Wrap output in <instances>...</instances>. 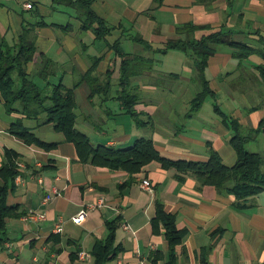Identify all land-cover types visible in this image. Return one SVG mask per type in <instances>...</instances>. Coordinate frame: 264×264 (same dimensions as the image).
Listing matches in <instances>:
<instances>
[{
  "label": "crops",
  "instance_id": "1",
  "mask_svg": "<svg viewBox=\"0 0 264 264\" xmlns=\"http://www.w3.org/2000/svg\"><path fill=\"white\" fill-rule=\"evenodd\" d=\"M202 1L97 0L93 10L116 28L108 38L110 44L122 36L120 28H123L153 47L162 48L168 40L178 38L179 26L192 23L212 30L226 26L241 32L236 39L264 49L258 41L264 40V0H235L232 7L228 0H215L210 6ZM28 3L33 4V10L26 9ZM74 16L73 8L55 4L54 0H0V41L14 44L24 25L45 20L49 26L37 27L35 31L37 57L44 54L53 60L59 71L56 81L63 79L64 84L68 78H77L74 84L80 82L93 60L105 55L96 75L107 81V74L112 72V91L92 97L87 83L76 91L77 129L90 137L94 147L124 149L145 137L153 140L156 149L168 159L205 162L214 150L226 166L232 167L237 162V153L231 145L233 132L220 112L244 127L263 130L264 82L258 70L264 64L261 55L243 62L233 58L229 51L212 56L206 70L212 95L192 114L191 102L199 93L194 95V64L179 51L157 54L156 71L161 74L158 79L164 83L163 87L152 85L149 77L133 80L141 99L136 112L148 123L138 127L115 100L120 72L116 52L108 49L104 41H95L92 32L80 31L81 25L72 19ZM61 19H67V23ZM71 22L74 29L68 33L53 26H67ZM210 32L200 31L197 35ZM256 32L260 35H252ZM136 45L139 44L126 39L124 51L137 54ZM147 54L152 55L150 52L143 55ZM34 67V63L30 64L29 70ZM162 74H176L179 78ZM168 81L177 84L169 85ZM3 103L0 96V169L8 162L6 151L15 152L24 184L17 185L15 180L16 187L7 197L8 206L16 207L14 213L18 217H7L5 228L0 230L3 240L0 264H95L94 246L107 238V224L116 218L121 219L116 244L123 251L107 264H166L169 260L166 237L163 231L155 234L152 226L158 202L166 212L176 216L179 229L187 230L183 245L177 248V264H201V250L211 245H214L209 256L211 264H264V192L252 200L250 208L238 209L234 207V196L220 193L212 186L200 188L192 176L182 183L176 179L174 169L165 170L156 161L134 175L97 167L81 161L75 145L67 142L54 125H39L36 120L10 114ZM19 119L41 140L58 143V147L46 151L18 139L10 129ZM263 131L249 142V146L260 148L254 152H264ZM39 164L43 168L39 169ZM39 177L43 178L42 184ZM145 179L152 184L153 193L142 187ZM55 190L61 196L46 203V196ZM91 206L94 207L89 209L86 221L75 224L73 218ZM31 212L43 213L46 219L26 221ZM59 226L63 228L61 233L56 231ZM216 231L219 232L213 237ZM84 252L91 258L82 260L80 254Z\"/></svg>",
  "mask_w": 264,
  "mask_h": 264
},
{
  "label": "trees",
  "instance_id": "2",
  "mask_svg": "<svg viewBox=\"0 0 264 264\" xmlns=\"http://www.w3.org/2000/svg\"><path fill=\"white\" fill-rule=\"evenodd\" d=\"M96 1L54 0V3L73 8L76 11V16L72 19L80 23V31L92 32L95 41H104L108 49L116 52L117 59H120V72L117 80L118 95L115 100L124 108L126 114L135 120L138 127H143L148 123L136 112V106L141 99L133 80L149 77L152 79V85L158 88L163 85L158 79L161 74L156 71V65L159 63L155 57L157 54L166 55L171 50L179 51L184 53L194 64L197 76L194 77V82L198 81L201 84V90L191 102L192 114L198 112L206 99L212 95L206 76L208 62L212 56L219 52L229 51L232 57L240 62L248 60L254 55H261L264 59V49L236 39L235 36L241 32H236L226 26L218 30L192 23L179 26L177 29L178 38L168 40L162 48H155L138 35H132L120 28L123 31L122 36L110 44L108 38L116 28L96 15L93 10ZM213 1L215 0H203L202 2L210 6ZM228 3L232 7L235 0H228ZM45 26H49L45 20L31 26L24 25L16 43L0 41V96L4 102L3 105L10 114L17 113L22 115L25 120H36L39 125H54L55 130L63 134L67 142L75 145L81 161L89 162L97 167L124 170L130 175H134L140 173L148 164L156 161L165 170L174 169L176 179L182 183L188 176H192L197 180L200 188L212 186L220 193L234 196L236 200L234 207L238 209L250 208L252 200L264 192V152H253L248 149L249 142L264 130V120L261 123L263 130L244 127L238 120L220 112L217 107L224 123L233 132L231 145L237 153V162L232 167L226 166L221 156L214 150H211L210 157L205 162L168 159L156 149L153 140L145 137L137 139L133 146L124 149L107 146L94 147L90 137L77 129L76 91L81 85L87 83L91 88L92 97L107 95L114 87L113 74L112 72L107 74V81H103L102 76L96 75L99 63L105 58V55H102L93 60V65L87 74L73 87L65 85L63 79L56 81L59 71L55 62L44 54L37 57L38 47L35 31L37 27ZM53 26L62 29L65 33L74 29L73 22L67 26ZM205 30L211 32L198 37V32ZM252 35L260 34L256 32ZM126 39L139 44L152 55L127 53L123 48ZM258 41L264 46V40L259 38ZM36 58H38V63H36ZM32 63L35 67L29 70ZM258 70L264 82V64L260 65ZM162 76L166 75L162 74ZM166 77L179 78L176 74H169ZM23 119L16 120L12 124L10 132L14 136L27 145H34L42 150L51 151L58 147V143H47L41 140L25 125ZM6 154L8 162L0 169L1 231L5 228L4 220L7 217H18L14 213L16 207L8 206L7 197L9 192L16 187L15 180L22 172L17 164L18 154L9 150L6 151ZM120 220V218H116L108 222L109 234L107 238L96 242L92 252L95 264H107L116 259L123 251L121 245L116 244V233ZM152 226L155 234L163 231L166 237L169 249V260L166 264H177V248L183 245L187 230L178 228L176 216L166 212L161 202L156 205V216L152 220ZM218 232H214L213 237H216ZM2 241L0 239V243ZM213 249L214 245H211L201 250V264H211L209 256Z\"/></svg>",
  "mask_w": 264,
  "mask_h": 264
},
{
  "label": "built area",
  "instance_id": "3",
  "mask_svg": "<svg viewBox=\"0 0 264 264\" xmlns=\"http://www.w3.org/2000/svg\"><path fill=\"white\" fill-rule=\"evenodd\" d=\"M26 9H28V10H32V9H33V4H31V3L26 4ZM19 166L22 167L23 165H22V164H19ZM38 168H39V169L43 168V165H42V164H39V165H38ZM39 182H40L41 184L43 183V178H42V177H39ZM16 184H17V185H18V184H19V185H20V184H24V181H23L21 175H19V176L17 177V179H16ZM142 187H143L145 190H147V191H149V192H151V193H153V191H154V190H153V186H152V184H151L150 181L147 180V179L143 180V182H142ZM59 196H61V193H60L58 190H55L53 193H50V194H48V195L46 196V198H45V202H46V203H50V202H52L56 197H59ZM100 205H103V202H101ZM93 207H94V206H91V207H89L88 209L85 208V209L81 210V211H80V212H79V213L73 218L74 223L77 224V225H82V224L86 221V219L88 218V216H89V209H90V208H93ZM45 219H46V215H45V214H43V213H35V212H31V213H29V214L26 216V218H25L26 221H43V220H45ZM56 231H57V233H61V232L63 231V228H62L61 226H59V227L56 229ZM80 258H81L82 260H87V259H90V258H91V255L88 254V253H86V252H84V253L80 254Z\"/></svg>",
  "mask_w": 264,
  "mask_h": 264
},
{
  "label": "rangeland",
  "instance_id": "4",
  "mask_svg": "<svg viewBox=\"0 0 264 264\" xmlns=\"http://www.w3.org/2000/svg\"><path fill=\"white\" fill-rule=\"evenodd\" d=\"M61 21L62 22H64V23H67V19H61ZM134 52L135 53H137V54H141V53H147L146 51L144 52V50H143V48L141 47V46H139V45H136V47L134 48ZM149 54V53H148ZM147 54V55H148ZM195 72V69L193 68V73ZM194 77H197L196 76V72H195V75H194ZM77 80V78L75 79V80H72V78L71 79H69L68 78V80H67V82H65V84L68 86V87H73V85H74V82ZM162 82V81H161ZM169 82V85H176L177 84V82H175V81H168ZM163 83V82H162ZM196 83V91H195V93H194V95H196L198 92H200V90H201V84L198 82V81H196L195 82ZM163 85H164V83H163ZM163 86H161V87H159V88H162ZM158 88V89H159ZM81 95V94H80ZM80 95L78 96V102H79V104H80V102H81V99H80ZM186 102L187 101H185L183 104H182V106H185L186 105ZM81 109L79 110V114L81 115ZM81 118V117H80ZM90 135H93L91 132H90ZM248 149L249 150H251V151H258V149H260L258 146H256V145H254V144H251V146H249V144H248Z\"/></svg>",
  "mask_w": 264,
  "mask_h": 264
}]
</instances>
